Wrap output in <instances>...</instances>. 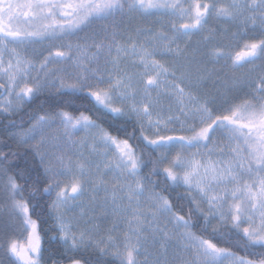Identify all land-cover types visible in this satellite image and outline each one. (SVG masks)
<instances>
[{
	"label": "snow or ice",
	"instance_id": "6c2138e0",
	"mask_svg": "<svg viewBox=\"0 0 264 264\" xmlns=\"http://www.w3.org/2000/svg\"><path fill=\"white\" fill-rule=\"evenodd\" d=\"M0 121V264H264V0H0Z\"/></svg>",
	"mask_w": 264,
	"mask_h": 264
},
{
	"label": "trees",
	"instance_id": "16d2710c",
	"mask_svg": "<svg viewBox=\"0 0 264 264\" xmlns=\"http://www.w3.org/2000/svg\"><path fill=\"white\" fill-rule=\"evenodd\" d=\"M41 101L44 102L45 107L54 106L56 104V99L54 96H44V97H40L36 101V103L33 105V108L37 107L41 103ZM75 107L76 106H72L68 110L75 111ZM15 119L19 120V117H16ZM98 122L103 123V125L105 127H108L107 122H103V121H98ZM3 123H6V121H0V124H3ZM13 130L19 131L20 129H19V127H17L16 129H13ZM129 131H131L130 125H129ZM10 148L15 149V145L11 141L7 140V135L3 132L2 128H0V150L9 151ZM161 179H162V177H161ZM49 203H50V201H49ZM45 227H47V226H45ZM49 235H51V233H49Z\"/></svg>",
	"mask_w": 264,
	"mask_h": 264
},
{
	"label": "rangeland",
	"instance_id": "374dc122",
	"mask_svg": "<svg viewBox=\"0 0 264 264\" xmlns=\"http://www.w3.org/2000/svg\"><path fill=\"white\" fill-rule=\"evenodd\" d=\"M200 39H201L200 36H193L192 37V42L195 43V41L200 40Z\"/></svg>",
	"mask_w": 264,
	"mask_h": 264
}]
</instances>
